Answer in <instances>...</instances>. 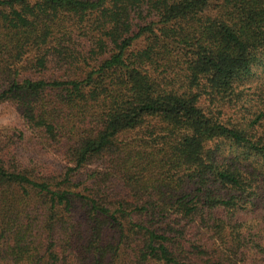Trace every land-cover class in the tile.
Wrapping results in <instances>:
<instances>
[{"label":"trees","instance_id":"1","mask_svg":"<svg viewBox=\"0 0 264 264\" xmlns=\"http://www.w3.org/2000/svg\"><path fill=\"white\" fill-rule=\"evenodd\" d=\"M7 103L0 264H264V0H0Z\"/></svg>","mask_w":264,"mask_h":264},{"label":"rangeland","instance_id":"2","mask_svg":"<svg viewBox=\"0 0 264 264\" xmlns=\"http://www.w3.org/2000/svg\"><path fill=\"white\" fill-rule=\"evenodd\" d=\"M0 145L5 146L3 157L10 166L17 163L21 168L48 176H60L65 171L63 152L56 146H46L45 140L27 126L9 103L0 105ZM98 163L90 168H97ZM109 187L116 194L122 191V187L115 182Z\"/></svg>","mask_w":264,"mask_h":264}]
</instances>
